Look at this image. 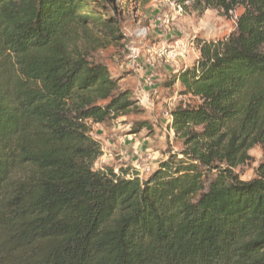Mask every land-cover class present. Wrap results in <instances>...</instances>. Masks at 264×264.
<instances>
[{
	"label": "trees",
	"instance_id": "1",
	"mask_svg": "<svg viewBox=\"0 0 264 264\" xmlns=\"http://www.w3.org/2000/svg\"><path fill=\"white\" fill-rule=\"evenodd\" d=\"M189 1L243 12L196 38L171 111L183 148L141 178L95 168L92 125L136 104L76 37L93 22L117 39L119 19L86 0H0V264H264V162L237 172L264 152V0Z\"/></svg>",
	"mask_w": 264,
	"mask_h": 264
},
{
	"label": "rangeland",
	"instance_id": "2",
	"mask_svg": "<svg viewBox=\"0 0 264 264\" xmlns=\"http://www.w3.org/2000/svg\"><path fill=\"white\" fill-rule=\"evenodd\" d=\"M86 1L83 12L93 9L102 18L113 14L119 19L118 38L107 36L93 22L78 27L76 37L95 60L105 63L112 75L120 79L122 90L128 91L136 104L127 115L112 118L104 124V139L110 143L101 140L103 155L95 168L112 167L116 172L124 169L147 178L170 152L183 148L170 127L171 111L186 99L181 93L177 71L193 65L200 55L195 43L197 37L217 40L229 35L236 28L237 17L243 8L239 7L227 17L215 8L203 12L195 10L192 1ZM175 4L182 5V15H177ZM165 12L170 13L172 19L169 23L160 21V24L158 18ZM141 28H147V33L140 34ZM184 40L188 47L184 55L170 59L168 52L184 45L180 43ZM151 48H155L154 55L143 56ZM139 123H148L151 127L140 130ZM249 154L251 159L237 168L243 180L256 177L258 166L264 162L260 145L250 149Z\"/></svg>",
	"mask_w": 264,
	"mask_h": 264
},
{
	"label": "built area",
	"instance_id": "3",
	"mask_svg": "<svg viewBox=\"0 0 264 264\" xmlns=\"http://www.w3.org/2000/svg\"><path fill=\"white\" fill-rule=\"evenodd\" d=\"M167 1L170 2V0H167ZM175 9H176L177 15H182L183 7H182L181 4H175ZM171 19H172L171 14L168 13V12H165V13H163V15L159 18V23H160V21H161V22H164V23H169V22L171 21ZM160 24H162V23H160ZM147 31H148L147 28H141L140 31H139V33H140V34H146ZM187 48H188V47H187L186 44H184V45H181V44H180V45L178 46V48H175V49L171 50L170 52H168V56H169L170 59L175 60V59H177L178 57L183 56Z\"/></svg>",
	"mask_w": 264,
	"mask_h": 264
},
{
	"label": "crops",
	"instance_id": "4",
	"mask_svg": "<svg viewBox=\"0 0 264 264\" xmlns=\"http://www.w3.org/2000/svg\"><path fill=\"white\" fill-rule=\"evenodd\" d=\"M159 19V18H158ZM159 22V21H158ZM183 43V44H185L184 42H185V40L184 41H180V43ZM155 48H151V49H149L143 56H145V57H147L148 56V54H151V55H154V53H155V50H154ZM145 57H143V58H145ZM154 57V56H153ZM198 57H199V55H198ZM197 57V58H198ZM141 59H142V56H141ZM192 66V65H191ZM188 67V66H187ZM186 67V68H187ZM180 71V70H179ZM179 71H177V72H179ZM103 129H104V124H98V123H96V124H93L92 125V131H91V134H92V136L95 138V139H98V140H104V142H109L110 143V140H105L104 139V133H103ZM102 142V141H101ZM102 145H103V143H102Z\"/></svg>",
	"mask_w": 264,
	"mask_h": 264
}]
</instances>
